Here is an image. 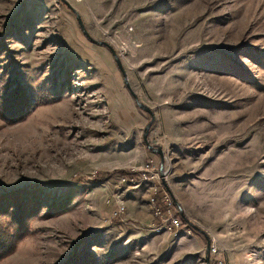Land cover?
Returning <instances> with one entry per match:
<instances>
[{"label": "rangeland", "instance_id": "obj_1", "mask_svg": "<svg viewBox=\"0 0 264 264\" xmlns=\"http://www.w3.org/2000/svg\"><path fill=\"white\" fill-rule=\"evenodd\" d=\"M65 1L0 0V82L17 75L36 101L0 117V193L71 194L0 264H60L85 234L108 264H264V0ZM146 162L180 207L158 249L151 209L128 214L150 183L118 170Z\"/></svg>", "mask_w": 264, "mask_h": 264}, {"label": "trees", "instance_id": "obj_2", "mask_svg": "<svg viewBox=\"0 0 264 264\" xmlns=\"http://www.w3.org/2000/svg\"><path fill=\"white\" fill-rule=\"evenodd\" d=\"M2 75L3 72L0 73V78ZM35 103L32 90L20 82L17 75L11 76L6 82H0V117L3 120H21ZM118 170L126 176L136 174L130 169ZM105 178L106 176L103 177ZM51 194L49 188L41 183H27L0 193V258L11 252L20 238L30 233V221L38 215L43 205L45 209L41 214L44 217L59 214L66 209L71 197L70 192L66 191L58 196ZM91 240V235H81L60 264L111 263L114 260L112 251L100 259L86 249Z\"/></svg>", "mask_w": 264, "mask_h": 264}, {"label": "built area", "instance_id": "obj_3", "mask_svg": "<svg viewBox=\"0 0 264 264\" xmlns=\"http://www.w3.org/2000/svg\"><path fill=\"white\" fill-rule=\"evenodd\" d=\"M151 166L148 163H145L144 171L135 170L129 168L132 171H135L136 174L130 176H122L121 178L128 177L130 180L140 179L143 181H148L150 183V191L147 196V201L151 209V220L150 228L153 232H162L168 231L176 233L177 229L181 225L179 218V205L171 196L167 188L158 180L159 175L157 171H151ZM166 170L159 171L161 178L165 176ZM124 204L121 201H118L115 207L110 212V216L119 215L124 211ZM188 231V229H184ZM210 250H214V247L211 246Z\"/></svg>", "mask_w": 264, "mask_h": 264}, {"label": "crops", "instance_id": "obj_4", "mask_svg": "<svg viewBox=\"0 0 264 264\" xmlns=\"http://www.w3.org/2000/svg\"><path fill=\"white\" fill-rule=\"evenodd\" d=\"M167 190L170 192L171 196H172L173 198H175V196L173 195L171 189L168 188ZM147 202H148V201H147ZM127 211H128V210H127ZM145 211H146V212H145ZM128 214H129V216H130L131 218L136 219V220H138L139 222H140V221H144V222H145L148 218H150V205H149V203H146V209H141L140 211H137V210L132 209V210H130V211L128 212ZM134 215H137V216L135 217ZM151 231H152V230H151ZM149 232H150V231H149ZM150 235H152L150 240H153L152 242L155 243V248H156V249L161 248V247L163 246L164 242H166L167 239H168V237H169V234L166 233L165 231H163V232H161V233H158V234H153V233L150 232V233H149V236H150ZM180 236H181V234L177 237V239H178ZM177 239H176V240H177ZM156 240L159 241V244H156ZM113 261H114V260H113Z\"/></svg>", "mask_w": 264, "mask_h": 264}, {"label": "water", "instance_id": "obj_5", "mask_svg": "<svg viewBox=\"0 0 264 264\" xmlns=\"http://www.w3.org/2000/svg\"><path fill=\"white\" fill-rule=\"evenodd\" d=\"M63 1L67 4V2H66L65 0H63ZM67 5L71 8V6H70L69 4H67ZM75 17H76L77 23H78L80 29L82 30V32L84 33V35H86V37H88V38L91 39V37L89 36V34H88V33L86 32V30L84 29V27H83V25H82V22H81V20H80V18H79V16H78L76 13H75ZM99 42L105 43V42L102 41V40H99ZM115 60H116V63H117V65H118L119 69L121 70V66H120V64H119V62H118V60H117V58H115ZM124 82H125V85L128 87V84H127V82H126L125 79H124ZM132 95L134 96L133 92H132ZM134 97H135V96H134ZM135 101H136L137 105H138L140 108L146 110L148 113H151L150 109H149L146 105H144L143 103L138 102V101L136 100V98H135ZM148 124H149V122H147V123L145 124V126H144V130H143V133H142V137H143V139H144L146 145H147V146H150L149 143H147V140H146V129H147ZM153 149H154L156 152H158L159 155H161V150H160L159 147H156V148H153ZM160 173H161V168H160ZM206 251H207V248H206ZM204 264H209L208 256H207V255L204 257Z\"/></svg>", "mask_w": 264, "mask_h": 264}]
</instances>
